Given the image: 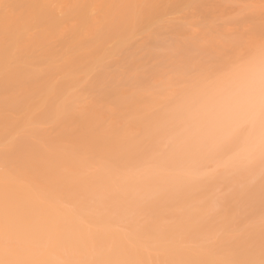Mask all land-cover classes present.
Segmentation results:
<instances>
[{"label":"bare ground","instance_id":"obj_1","mask_svg":"<svg viewBox=\"0 0 264 264\" xmlns=\"http://www.w3.org/2000/svg\"><path fill=\"white\" fill-rule=\"evenodd\" d=\"M12 1L0 264H264V26L196 35L159 21L139 41L130 25L108 49L87 7L66 8L74 39L57 1Z\"/></svg>","mask_w":264,"mask_h":264},{"label":"rangeland","instance_id":"obj_2","mask_svg":"<svg viewBox=\"0 0 264 264\" xmlns=\"http://www.w3.org/2000/svg\"><path fill=\"white\" fill-rule=\"evenodd\" d=\"M14 1H16V0H13L12 2H14ZM18 1H20V0H18ZM51 1H54V2L57 1L55 3V5L49 4V5L54 6V8H56L55 6L58 5V9L56 8L57 10H56L55 14L57 13V11H59L58 15L60 14L61 17L57 16V14H56V16H57L56 18H58V19L60 18V20H61V19H64L66 17L65 19L69 20L70 24L69 23L68 24L71 26L73 24L72 22L74 21V19L77 18L76 15L78 14L79 6H80V10H81V6L85 7V9L87 7V9H88L87 10V14H88L87 23H88V25H90V26L87 25V27H90L88 29L93 31V32L90 31L91 34L93 35V37L95 36L97 31H100V35H101V33L107 34L108 37L110 36L113 39V40H110L111 38H109V43H107L108 41L106 42V48H108V46L111 47L114 44H116V42L118 41L117 39L119 37V36L116 37L117 33L118 34L120 33L119 35L122 37L123 35H125V29H127L126 27H130V25L132 26V27H130L131 30H132V28L135 29L134 32L136 31L139 41L143 40L142 37L144 36V34L146 32L145 30L146 29L148 30V28H149L148 26H150V28H153L154 25L155 24L157 25V22H159V21H161L160 22L161 25H162V23H165V25L168 27L170 26V28H173L174 26H177L179 24L184 25L189 31H191L192 33H194L196 35H204L205 32L207 30H209L210 28L215 30V31H218V32H228L231 34L237 32L238 30H242L243 32L249 34V33H251V31L256 26H264V0H109V2H108V0H105V2L102 0V2L107 3V5L109 4L108 5L109 7L106 6L107 9L110 8L109 11H106L107 9L105 10V12H107V13H104V15L101 12L102 10L104 12V9H100L102 7V2H100L101 0H99V2L97 4V6L101 5V7L98 8L100 12L97 10V6H95L96 13H95V8L93 9L94 1L92 3V0H51ZM6 2H8V4H6ZM96 2H95V4H96ZM77 3L79 5L78 7L76 5ZM9 4L10 5L13 4V3H11V0H9V1L8 0H0V11H2L1 9H3V7H5V9H6L8 6H10ZM68 6H70V7H68ZM74 6L78 10L74 9L75 8ZM104 6L105 5H103V7ZM66 8L67 9L71 8L74 11H77V12H75L77 14L76 15L74 14L75 17L74 16L72 17L74 19H71L70 18L71 16L69 17L71 12L68 13L69 9L66 10ZM50 9H52V7ZM71 9L69 11H71ZM66 11H67V15L65 13ZM74 11L72 13H74ZM61 12L63 13L62 15H61ZM72 13H71V15H72ZM108 13H110L109 16L107 15ZM123 14H124V17H123ZM99 15H100V17H99ZM126 17H127V19L129 17L130 20H124V19H126ZM91 19H92V21H91ZM102 19L107 22L105 24H108V22H109L108 25H110V26L112 25V27H111L112 29H109L108 26H106V25L104 26ZM68 20H66L65 23L68 22ZM75 20H76L75 22L77 23V27H78L79 21H77V19H75ZM120 20L122 22V25H120V23H119ZM125 21H127L129 24ZM154 21H155V23H154ZM92 23H94L93 25L96 26V28H95V26H94V28L98 29L95 32H94V30H92V29H94V28H92L93 27ZM117 23H119V25H120V30L118 28L119 26ZM113 24H117L115 26L118 28V30H117V28L115 30L114 29L115 27L113 28V26H114ZM127 24L129 26H127ZM67 25H64V26H67ZM83 25H80L79 28L82 27L83 29H85ZM64 26H63V29L65 28ZM72 27L68 26V28H66V29L69 32H67V30H65L64 32L65 33L67 32L69 34L70 31L72 32V29H74V28L77 29V27L74 25ZM69 28H71V29L69 30ZM82 28H80L81 29L80 32H82V30H83ZM128 30H130V29L128 28ZM130 31H129V33H130ZM74 32L72 34L73 37L75 35ZM77 32H78L77 33V36H78L79 31H77ZM83 34H84V32H83ZM88 34H89V32H88ZM88 34L86 33V36H88ZM72 35H70L69 37L71 38ZM67 36L68 35L66 34L65 37L69 38ZM133 36H134V34H133ZM135 36H136V34H135ZM63 37H64V35H63ZM63 37L61 36L62 40L64 39ZM145 37H146V35H145ZM57 39H59V38L57 37ZM74 39H77L76 36L74 37ZM105 39H108V38H105ZM115 39L117 40L116 42H115ZM85 40H87V39H85ZM57 41L58 40H56V39L54 40L55 45H58ZM98 41L99 40H97V43H98ZM74 42H75V40H74ZM78 42H79V45H81L80 41H78ZM78 42L75 44H78ZM103 42L105 43V41H103ZM83 43L87 45L86 42H83ZM104 45L102 44V47L101 46L100 47L95 46V48L96 49L99 48L102 51L103 49H105L103 47ZM82 46H80V49H82ZM91 46H92V43H91ZM97 46H99V45H97ZM87 47L88 46H86V48ZM77 48H79V47H77ZM84 48H85V46H84ZM89 48L90 47H88V49ZM112 48L113 47H111V49ZM96 49H95V51H96ZM91 50H92V48H91ZM91 50H88V51L90 52ZM85 51H87V49ZM95 51H94V53H95ZM97 51H99V50H97ZM97 51H96V53H98ZM94 53L92 52L93 56L95 55ZM78 54L76 53V58H77ZM81 54L82 55L80 57L83 56L82 59L85 60L84 57H85L86 53L85 54L81 53ZM99 54H100V52L98 53V55ZM72 55H70V56H72ZM74 55H73V57H74ZM89 56H91V55H89ZM89 56H87V57H89ZM80 57H78V58H80ZM72 59L74 60V58H72ZM83 60H79V61L81 62ZM85 61H88V60L86 59ZM85 61H84V63H85ZM81 63H83V62H81ZM61 77H64V74L61 75L59 77V79Z\"/></svg>","mask_w":264,"mask_h":264}]
</instances>
